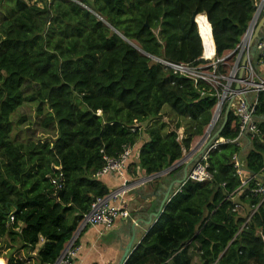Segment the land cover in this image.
Masks as SVG:
<instances>
[{
	"label": "trees",
	"instance_id": "trees-1",
	"mask_svg": "<svg viewBox=\"0 0 264 264\" xmlns=\"http://www.w3.org/2000/svg\"><path fill=\"white\" fill-rule=\"evenodd\" d=\"M76 1L87 9L69 0L0 5V264H54L92 203L110 194L97 178L105 159L140 148L127 171L148 177L182 159L204 136L217 99L207 85L196 87L145 54L198 63L202 41L191 23L197 13L206 16L221 59L241 44L261 2ZM27 104L35 106L38 125L54 132L52 141L12 137L13 117ZM165 117L177 120L173 131ZM255 120L260 139L212 151L213 180L188 181L125 264H194L195 256L199 264H264V202L251 194L254 182L226 200L241 186L235 155L246 173L264 178V93ZM238 136L229 112L220 138Z\"/></svg>",
	"mask_w": 264,
	"mask_h": 264
},
{
	"label": "built area",
	"instance_id": "built-area-1",
	"mask_svg": "<svg viewBox=\"0 0 264 264\" xmlns=\"http://www.w3.org/2000/svg\"><path fill=\"white\" fill-rule=\"evenodd\" d=\"M69 1L76 2L79 6L86 8L82 3H79L76 0ZM261 3L262 0L258 5ZM198 18L199 17L197 16L195 19V24L197 25L203 47V55L198 60V63L175 64L151 57L146 54L145 56L150 58L152 62L169 69L174 75L191 81L196 87H198L200 84H205L210 87V90L213 92V96L217 99L214 109L215 112H213V118L211 121V123L214 122V129L221 118H223L222 115H224L223 112L225 111L228 103L231 102L230 112H232L233 115L238 119L239 136L235 141L232 142L218 137L208 146V148L204 150L210 137H212V131L205 140L201 138L196 141L189 151L184 150L183 157L185 160L183 163L188 164L192 161L193 162L189 167L186 181L181 185L178 193L188 181L206 184L213 180V175L209 170L208 160L211 152L216 150L219 146L228 143H236L239 146H245L246 143L252 142L255 139H260L261 137V130L256 123L255 115L256 108L259 104V95L264 93V77L258 76L254 68L255 65L253 66L254 62L250 57L248 42L252 36V32L249 31L248 27V30L243 36L241 44L237 47V49L233 52L227 53L223 58L219 59L216 55L212 31L210 32V38L213 41V46H211L208 50L205 41L207 36L202 34L200 24L197 22ZM256 50L259 53L258 63L260 65H264V43H258ZM245 55H248L249 59L247 60L244 69L243 79L239 81L238 74L240 71V62ZM236 85L240 86L241 90L239 92L235 91ZM221 92L223 93L222 96ZM202 95H204V93H202ZM136 128L137 127H133L131 130L135 132ZM208 129L209 126L205 133L208 132ZM181 132L182 130L180 133ZM183 139V133H178V142H181ZM202 150L203 153L199 155ZM132 153L133 149L128 148L118 159H105L107 164L97 174V178L101 179L109 174H116L120 180H124ZM232 164L236 176L241 181V186L234 193L228 195L226 200L234 201L242 191L246 190V188L250 186L251 182H254L250 192L254 197H259L261 199V205L264 202V178H260L256 175L251 176L246 173L244 171V163L237 155L232 158ZM59 181L60 179L55 180L54 184L58 185ZM127 191H130V186L128 185L127 181H124L122 187L119 190L112 192L105 197L97 198L92 203L89 212L84 215L77 231L67 244L61 257L54 264H75L80 252V247L76 238L78 233L85 227L103 226L106 229H110L118 218H127V214L125 212L111 205L112 201L122 199L126 195ZM259 206L255 209H258ZM239 209H241V206L239 204H235L233 211L236 212Z\"/></svg>",
	"mask_w": 264,
	"mask_h": 264
},
{
	"label": "crops",
	"instance_id": "crops-1",
	"mask_svg": "<svg viewBox=\"0 0 264 264\" xmlns=\"http://www.w3.org/2000/svg\"><path fill=\"white\" fill-rule=\"evenodd\" d=\"M263 16L264 11L259 18L260 21ZM101 21L103 22V20ZM259 38L264 39V21ZM250 57L254 62L258 76L264 77V65L258 63L259 53L256 48L253 52L251 50ZM139 149H133L129 165L138 163ZM185 167L186 164L182 162L172 171L151 181H147L149 177L135 167L126 170L124 180H120L116 174H109L101 178L110 193L119 190L124 181L128 182L130 191H127L122 199L111 202L112 206L125 212L127 218H118L110 229L103 226H90L80 231L76 238L80 252L75 264H120L128 247L133 244L132 248L136 249L148 232L158 225L164 213L161 209L162 203L169 193L163 207L165 209L178 194L182 185L179 184V181L183 180ZM198 262V257L195 256L194 263Z\"/></svg>",
	"mask_w": 264,
	"mask_h": 264
},
{
	"label": "water",
	"instance_id": "water-1",
	"mask_svg": "<svg viewBox=\"0 0 264 264\" xmlns=\"http://www.w3.org/2000/svg\"><path fill=\"white\" fill-rule=\"evenodd\" d=\"M256 13L253 17V20L249 26V31L252 32V36L251 38L249 39V42H248V47L250 50H252V48L255 46H257L258 43H261V42H264V39H260L259 38V32H260V29L261 27L263 26V21H264V16L263 18L261 19V21L259 20L262 12L264 11V0H262V3L260 5H258L256 7ZM198 16L197 13H194V15L192 16L191 18V23L194 24L195 23V19L196 17ZM260 21V22H259ZM107 25V27H109V25L107 23H105ZM112 31H114L112 28H110ZM116 33V32H115ZM117 34V33H116ZM118 35V34H117ZM120 36V35H119ZM121 37V36H120ZM122 39H124L123 37H121ZM126 42H128L126 39H124ZM130 44V43H129ZM131 45V44H130ZM132 46V45H131ZM134 47V46H133ZM249 59V56L248 55H245L243 57V59L241 60L240 62V71H239V74H238V80L241 81L243 79V75H244V69H245V66H246V63H247V60ZM241 89H240V86L239 85H236L235 86V91L236 92H239ZM230 107H231V102L228 103L227 107H226V110H225V113L223 115V122L221 124V127H219V129L212 135V137H210L209 141L207 142L204 150L206 148H208V146L214 141L216 140L218 137H220L224 127H225V124H226V121H227V117L229 115V112H230ZM214 129V122H212L210 125H209V129H208V132L204 134V136L202 137L203 140H205L210 134L211 132L213 131ZM203 153V150L200 152L199 155H201ZM184 157L181 159V161L177 162L173 167H171L170 169L166 170V171H163L159 174H156L154 176H151L149 178H147V180L151 181V180H154V179H157L158 177L168 173L169 171H172L173 169H175L179 164H182V162H184ZM193 162V161H192ZM191 162V163H192ZM191 163H188L186 164V167H185V173H184V177H183V180L182 181H179V184H183L185 181H186V178H187V173H188V169L191 165ZM169 196V193L166 195L163 203H162V212L165 211V209H163V207L165 206V203L167 201V198ZM161 212V213H162ZM133 247V244H131L128 249L125 251L123 257H122V260H121V263L120 264H125L126 261L130 258V256L132 255V253L135 251V248H132Z\"/></svg>",
	"mask_w": 264,
	"mask_h": 264
},
{
	"label": "rangeland",
	"instance_id": "rangeland-1",
	"mask_svg": "<svg viewBox=\"0 0 264 264\" xmlns=\"http://www.w3.org/2000/svg\"><path fill=\"white\" fill-rule=\"evenodd\" d=\"M3 1L5 2V1H8V0H2V1L0 0V5H5ZM24 1H26V3H28L29 5H33L36 0H32V1L24 0ZM38 6L41 7L39 3H38ZM0 7H2V6H0ZM82 8H84V7H82ZM85 9H87V7ZM198 17H200V16H198ZM155 33L157 34V32H155ZM254 50H255V46L252 48V52ZM252 58H253V53H252ZM232 61H234V60H232ZM253 66H254V64H253ZM222 95H223V93L221 92V96ZM35 111H36L35 110V106L27 104V105H24L17 112V114L13 117V123L15 125H13L14 134H13L12 137L15 139L16 142L34 141V142L45 143V142H50V141H52V139H54V132L52 130H45V129H43L42 127H40L38 125L40 120H39V118H37V115H36ZM214 112H215V110H214ZM222 117H223V115H222ZM20 121H23V122L20 125H17V123H19ZM162 122L165 123V124H168L169 131H173L175 129V127H176V124H177V120H175V121L172 120L171 121V120H169L166 117L164 119H162ZM221 122H222V118L218 122V124L216 125V127L213 130L211 135H213L215 133V131L219 128ZM180 131L181 130H179L177 132V134L178 133L181 134V133L184 132V130H182L181 133H180ZM201 138L195 139V142L198 141ZM56 169L58 170L59 168L56 167ZM52 180H53L52 182L54 184V181L56 179H52ZM194 264H199V262L198 263H194Z\"/></svg>",
	"mask_w": 264,
	"mask_h": 264
},
{
	"label": "bare ground",
	"instance_id": "bare-ground-1",
	"mask_svg": "<svg viewBox=\"0 0 264 264\" xmlns=\"http://www.w3.org/2000/svg\"><path fill=\"white\" fill-rule=\"evenodd\" d=\"M197 22L200 24V29H201L202 34L207 36L205 41H206V47L209 50L210 47L213 46V41L210 38V32H211L210 24L204 15H201L197 19Z\"/></svg>",
	"mask_w": 264,
	"mask_h": 264
},
{
	"label": "clouds",
	"instance_id": "clouds-1",
	"mask_svg": "<svg viewBox=\"0 0 264 264\" xmlns=\"http://www.w3.org/2000/svg\"><path fill=\"white\" fill-rule=\"evenodd\" d=\"M198 16H200V15H198Z\"/></svg>",
	"mask_w": 264,
	"mask_h": 264
}]
</instances>
